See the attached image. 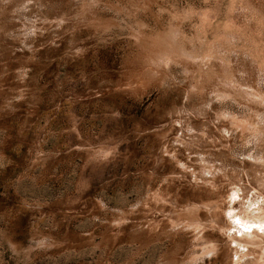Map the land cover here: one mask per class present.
Returning <instances> with one entry per match:
<instances>
[{
  "label": "rangeland",
  "instance_id": "rangeland-1",
  "mask_svg": "<svg viewBox=\"0 0 264 264\" xmlns=\"http://www.w3.org/2000/svg\"><path fill=\"white\" fill-rule=\"evenodd\" d=\"M233 214L264 221V0H0V264H264Z\"/></svg>",
  "mask_w": 264,
  "mask_h": 264
},
{
  "label": "bare ground",
  "instance_id": "bare-ground-1",
  "mask_svg": "<svg viewBox=\"0 0 264 264\" xmlns=\"http://www.w3.org/2000/svg\"><path fill=\"white\" fill-rule=\"evenodd\" d=\"M263 180V179H262ZM244 192V191H243ZM242 192V193H243ZM246 192V191H245ZM243 195V194H242ZM260 209V208H259ZM210 215V214H209ZM241 215V214H240ZM231 219H234L233 221H238L239 222V224H240V226H241V228L243 229H245V230H247V231H250V230H252V232H250V234H251V236H253V238H254V236H256V234H258V232H257V230L258 229H261L262 230V228H264V221L263 222H260V221H255V220H248V219H244V218H241L239 215H235V214H233V216L231 217ZM236 219V220H235ZM232 221V222H233ZM237 224V223H236ZM235 223H234V225H236ZM237 226H238V224H237ZM236 226V227H237ZM241 229V230H242ZM260 230V231H261ZM247 233V232H246ZM264 233V232H263ZM242 234V233H241ZM244 234V233H243ZM249 234V233H248ZM259 235V234H258ZM246 236V235H245ZM233 237V236H232ZM231 237V238H232ZM235 238V237H234ZM240 237H238L237 238V236H236V238L235 239H239ZM252 237H251V239L252 240H254ZM233 239V238H232ZM241 240H242V238H240ZM239 239V241L241 242V240ZM243 239H244V236H243ZM248 239V238H247ZM251 240V241H252ZM256 240V239H255ZM244 241V240H243ZM242 241V242H243ZM246 241V240H245ZM232 242H233V240H232ZM240 242H237V243H240ZM247 242V241H246ZM250 242V241H249ZM255 242V241H254ZM235 244H236V242H234ZM244 244H246V243H244ZM243 244V245H244ZM255 244V243H254ZM237 245H239V244H237ZM237 245H235V246H237ZM241 245V244H240ZM242 246V245H241ZM236 248V247H235ZM244 248V247H243ZM238 250V249H237ZM236 252H238V251H236ZM244 256V255H243Z\"/></svg>",
  "mask_w": 264,
  "mask_h": 264
}]
</instances>
